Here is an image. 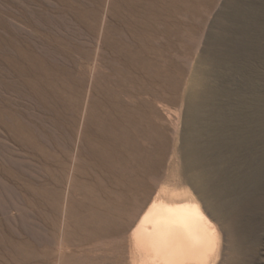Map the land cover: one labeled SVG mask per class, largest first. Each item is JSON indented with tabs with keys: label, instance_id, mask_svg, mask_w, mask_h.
<instances>
[{
	"label": "rangeland",
	"instance_id": "1",
	"mask_svg": "<svg viewBox=\"0 0 264 264\" xmlns=\"http://www.w3.org/2000/svg\"><path fill=\"white\" fill-rule=\"evenodd\" d=\"M100 2L0 0V264H57L50 201L43 192H60L73 144L71 100L79 94L97 51L99 94L105 91L103 116L120 120L141 112L140 118L131 116L129 131L145 154V174L136 184L147 196L144 211L156 198L185 203L201 197L194 186L184 182L201 173L185 171V139L190 135L187 110L189 96L205 89L203 85L223 87L216 72L231 81L226 84L230 90L242 82L257 83V91L244 89L243 94L248 98L260 94L264 111V28L253 29L247 25L251 20L243 23L237 16L239 7L250 4L264 13V0H190L187 5L184 0H161L152 16L146 15L144 2L128 0L124 14L107 18L112 32L99 50L94 25ZM237 36L256 43L241 49ZM136 51L142 53L138 65L132 64ZM234 53L247 65L242 75L216 66ZM151 100L170 116L164 124L155 122ZM204 122L201 126L207 125ZM136 123L141 129L134 127ZM156 125L160 135L153 143ZM258 129L259 140L241 151L240 173L231 170L239 176V189L229 192L227 199H238V213L225 218L214 210L215 200L202 202L220 232L224 250L212 264H264V128ZM99 139H103L101 131ZM112 159L117 162V157ZM138 161L131 159L128 164L134 168ZM95 165L90 181L97 186L101 210L108 212L109 207L113 211L121 202H135V184L128 180V173L123 172L127 179L122 182L118 180L121 172H110L99 158ZM117 191L125 194L120 201ZM88 235L67 248L63 264H124L118 236ZM241 241L245 248L242 261L234 253ZM135 262L133 257L131 264Z\"/></svg>",
	"mask_w": 264,
	"mask_h": 264
},
{
	"label": "bare ground",
	"instance_id": "2",
	"mask_svg": "<svg viewBox=\"0 0 264 264\" xmlns=\"http://www.w3.org/2000/svg\"><path fill=\"white\" fill-rule=\"evenodd\" d=\"M135 1L136 3L144 2L146 15L152 16L156 13L155 5L161 0ZM185 1L186 5L190 2V0ZM127 7L128 0H101L94 25L99 50L112 32L107 18L113 13L124 14ZM239 8L237 16L241 22L251 20L252 23H246L247 25L251 24L253 29L264 28V13L260 12L261 7L257 8L250 4L247 7ZM249 31L246 33L249 34ZM235 39L241 49L242 45L253 42L250 40L243 41L244 39L242 40L238 36ZM255 43L253 42L252 45ZM141 54L140 51H136L132 55V64H141ZM241 58L239 53H234L229 60L220 59L217 61L216 66L220 69L231 70L233 75H242L247 65L241 64ZM99 61L100 52L97 51L95 63L89 68L79 94L76 98L72 97L71 100L73 144L65 164L64 174L61 177L60 192L57 195L49 191L43 192L50 201V221L58 245L57 264H63L66 258L65 252L69 246L82 241L85 234L90 235L93 232L94 235L101 232L109 237L118 236L120 238L118 249L124 264H131L133 257L136 264H212L214 257H221L220 254L224 250H222L220 232L212 221V215L208 213L207 209L204 210L202 202L207 199H211V202L212 199L215 200L212 205L214 210L223 214L222 216L225 218L234 217L238 213L239 207L236 206L238 199L236 197H234L236 198L234 201L227 199V194L234 191L240 181L239 176L237 174L232 175L231 170L241 167L242 149L254 145L259 140L258 128H264V111L260 106V98L258 97L260 94L255 95L254 98H248L244 96L243 90L257 91L260 88L259 85L254 82L248 84L242 82L238 84V88L230 90L229 85L226 86L229 81L227 76L216 72L215 75L219 76L218 80L220 78L223 82L222 88L220 84V86L218 84H206L203 85L206 87L205 89L189 96L187 123L190 135L185 139L184 157L187 162L185 171L191 173L201 170V173L191 175L184 182L194 186L195 191L201 197L199 199L192 198L185 203L179 200L166 201L156 198L144 211L147 196L144 190L136 187V184L141 179V174H145L142 168L145 154L141 149L142 147L134 144L136 141L133 143L129 131V128L132 127L131 116L140 118L141 112H131L120 120L116 119L117 117L103 116L106 103L105 91L99 94L98 90L100 82ZM245 61L248 60L245 59ZM257 72L259 71L257 70ZM258 76H260L259 73ZM150 104L157 124H164L166 120L170 119V116L166 115L161 105L155 100H151ZM204 121L207 122V125L201 126ZM137 123L134 127L137 128L138 126L141 129ZM153 128L152 138H150L153 143H156L159 140L160 131L158 125ZM100 131L103 139H99ZM206 137L208 142H204ZM112 157L114 159L117 157V162L114 159L112 160L115 162H111ZM97 158L108 164L110 172H121L118 180L123 182L124 179H127L123 172L128 173L130 177L132 176V178L128 176V180L130 179L129 181H133L132 184H135L134 203L127 205L121 202L117 210L110 211L112 208H109L108 205L106 206V209L107 207L110 209L108 212L101 210L100 203L96 200L97 186L90 181V175L96 168ZM131 159L139 160L134 168L128 164ZM114 166L117 168L115 169ZM237 173H240V170ZM250 177L251 175L249 179ZM100 185H103V181L100 182ZM122 189H125V186ZM98 193L101 192L98 191ZM241 193H243L242 190ZM115 196L119 200L123 199L125 194L117 191ZM226 222L228 221L226 220ZM242 241L234 252L240 260L245 253Z\"/></svg>",
	"mask_w": 264,
	"mask_h": 264
}]
</instances>
